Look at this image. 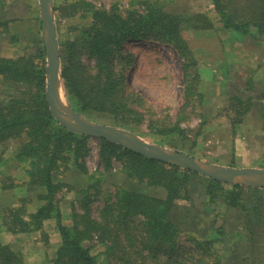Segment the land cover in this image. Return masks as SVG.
<instances>
[{"label":"trees","instance_id":"trees-1","mask_svg":"<svg viewBox=\"0 0 264 264\" xmlns=\"http://www.w3.org/2000/svg\"><path fill=\"white\" fill-rule=\"evenodd\" d=\"M210 1L224 29L254 38L264 36V0ZM139 3L143 5L142 12L132 8L122 15L97 10L85 0H79L76 5L90 15V23L81 27L80 34L60 43L62 89L71 107L80 114L106 117L122 128L140 126L145 120L141 109L146 105L127 86L126 72L133 63L132 59L130 62L122 57L119 60V50L124 44L141 41L175 51L182 61L183 108L197 93L200 74L198 62L182 32L213 28L207 13L180 14L165 10L157 1ZM10 23L0 17V34H7L6 43L15 48L19 39L17 33L10 31ZM83 58L90 64H85ZM245 69L243 84L247 92L253 88V69ZM0 77L8 89H14L0 103V144L24 135L15 155L17 162L26 167L27 179L23 186L27 191L43 189L36 195L37 204L33 198L24 196L15 206L3 209L0 234L39 232L47 246L49 239L44 223L54 220L60 237L54 264H233L214 248L220 238L192 232L193 227L185 234L181 228L189 225L180 219L175 221L178 207H186L187 214L195 198L201 196L213 209L217 210L218 206L239 209L245 217L244 230L252 237L255 232L264 233L263 198L258 196L261 202L251 208L247 202L251 201L248 192L258 195L261 188L206 178L146 158L105 139L98 140L102 169L89 172L85 158L90 137L67 130L49 111L44 48L40 40L29 41L17 57L0 55ZM226 97L232 132L251 110L264 109V88L260 103L253 96L244 97L232 91ZM150 127L160 134L182 130L178 123L171 124L169 120L161 126L158 121L153 122ZM114 162L121 164L118 173L126 184L114 183L113 191H105L104 177L118 174L114 173ZM69 170L80 172L87 186L78 189L65 181L64 176L60 178ZM13 187L10 178L2 181V190ZM148 188L161 189L164 196L153 195L146 191ZM64 191L76 194L66 219L60 208V195ZM95 201L102 202L96 216L92 212ZM212 213L208 216L218 220L216 211ZM211 235L222 236V228L215 229ZM96 247L100 249L93 253ZM236 247L230 250L231 254L237 252ZM0 264H25L22 253L3 243L1 238Z\"/></svg>","mask_w":264,"mask_h":264},{"label":"rangeland","instance_id":"rangeland-1","mask_svg":"<svg viewBox=\"0 0 264 264\" xmlns=\"http://www.w3.org/2000/svg\"><path fill=\"white\" fill-rule=\"evenodd\" d=\"M78 1L53 0L59 46L63 40L80 34L81 27L83 25L86 27L90 23V15L80 11V6L76 5ZM85 1L92 4L97 10L116 11L122 15L132 8L138 12L143 10V5L139 3L143 0ZM148 1H157L170 12L187 15L207 13L212 19L213 28L211 29L184 30L182 32L198 62L200 82L197 93L192 96L190 103L182 108L184 103L182 61L175 51L164 45L160 50H154L149 48L153 45L156 47L153 43L145 45L146 42L141 41H129L131 44L126 42L119 50V56L129 62L132 59L133 67L126 72L127 74L133 69L132 79L128 80L127 86L129 90L137 92L146 102L144 108L141 109L145 120L140 126L116 127L125 129L150 144L178 151L210 163L236 168L264 169V109L257 107L251 110L244 116L242 122L234 127L232 132L230 119L227 115L229 114L228 109L225 107L229 91L244 97L253 96L255 102H261L259 97L264 88V36L254 38L252 35H240L232 30L224 29L210 0ZM0 17L11 21L12 32L15 31L14 25H19L18 30L23 36L25 35L24 40H40L42 43L41 23L40 25L36 23V27H33L34 21L40 19L38 0H0ZM8 39L7 34H0V55L14 57L18 52L6 43ZM44 59L46 67L45 51ZM119 60L118 64L121 62ZM83 61L85 64H90L86 58H83ZM247 67L253 69V88L251 91L247 89L246 92L243 83ZM8 88V85H5L2 80L0 103L6 94L11 95L14 92V89ZM67 103L69 104L68 101ZM78 114L94 123L115 126L106 117ZM167 120L171 124L178 123L182 130L171 134H160L150 127L153 122L158 121V125L161 126ZM98 140L91 137L89 140V151L85 158L89 172L102 169ZM120 167L119 162H114V173H118ZM62 177L68 183L73 182L70 184L76 183L74 185L78 189L81 186H87L80 172L74 173L69 170L65 175L61 174L60 178ZM114 183L121 186L126 184H124L122 175L118 173L114 176L104 177L102 187L105 191H113ZM260 190L258 195L248 192V197L251 200L247 201L249 208L259 204L258 196L263 198L264 206V189ZM146 191L153 195L164 196L161 189L151 190L148 188ZM196 194L195 196H197ZM60 196L62 197L61 205L67 204L68 213H70L71 204L74 202L76 194L73 191H64ZM101 205V201L93 203L94 216L97 215ZM191 206H193L190 209L191 213L185 214L186 207H178L180 209L174 214L176 222H178L177 219H180L185 225H189L188 228L186 226L181 228L183 233L186 234V230L193 227L191 228L192 232L200 235L209 234L212 239L220 238V241L214 244V248L221 253L223 258L233 264H264V233L255 232L252 237L250 233L246 232L244 230L246 228L245 217L239 209H224L221 206H218L217 210L213 209L214 206L207 205L202 196L195 198ZM212 211H216L215 215L218 216V220L214 221L208 216L213 214ZM186 216L187 219L184 218ZM217 228L223 230V235L220 237L211 235ZM235 247L237 252L231 254L230 250ZM99 249L96 247L93 253H97Z\"/></svg>","mask_w":264,"mask_h":264},{"label":"water","instance_id":"water-1","mask_svg":"<svg viewBox=\"0 0 264 264\" xmlns=\"http://www.w3.org/2000/svg\"><path fill=\"white\" fill-rule=\"evenodd\" d=\"M38 4L41 39L46 57V101L51 115L60 125L73 133L105 139L146 158L190 170L206 178L264 189V169L262 168H236L210 163L178 151L150 144L125 129L91 122L75 112L67 103L62 89L60 46L57 40L53 0H38Z\"/></svg>","mask_w":264,"mask_h":264},{"label":"crops","instance_id":"crops-1","mask_svg":"<svg viewBox=\"0 0 264 264\" xmlns=\"http://www.w3.org/2000/svg\"><path fill=\"white\" fill-rule=\"evenodd\" d=\"M34 22L35 25L33 27L35 28L36 23L37 25H40L41 20H35ZM18 27L19 25H14L15 31L13 33L16 32L18 34L19 44H17L15 48H11H13L14 51L20 53L15 54L14 57L22 54L23 48L29 45V41L24 40L25 35L23 36V34L18 30ZM9 28L12 32L13 27L11 26V24ZM1 83L2 78L0 77V86ZM23 141L24 135L20 138L9 139L5 143L0 144V212H2L6 207L15 206L20 198L24 196L33 198L34 204H37L36 195L39 192H43L42 188H39L35 191H27L23 186L24 182L27 179L26 167L17 162L15 158L18 148ZM6 178H10L13 181L14 187L12 189L2 190L1 184L2 181ZM60 208L63 219H66V217L68 216L67 204H65V206L61 205ZM44 231L48 235L49 239V243L47 246H45L43 242L40 241L41 236L39 232L20 233L17 235H11L5 232H1L0 238L3 243L8 244L13 250L22 253L25 264H54L53 260L55 251L60 245V237L56 229L55 221L47 220L44 223Z\"/></svg>","mask_w":264,"mask_h":264},{"label":"bare ground","instance_id":"bare-ground-1","mask_svg":"<svg viewBox=\"0 0 264 264\" xmlns=\"http://www.w3.org/2000/svg\"><path fill=\"white\" fill-rule=\"evenodd\" d=\"M130 42H133V41H130ZM130 42H128V43H130ZM137 43V42H136ZM140 43V42H139ZM131 44V43H130ZM138 44V43H137ZM150 45V44H148V43H145V45ZM144 45V44H143ZM156 47H154V45H153V47L151 46H149V48H152V49H154V50H160L161 49V46H158L157 44L155 45ZM141 47V46H140ZM132 73H133V69L129 72V73H127L126 74V80L128 81V80H130V78H131V76H132ZM132 79V78H131Z\"/></svg>","mask_w":264,"mask_h":264}]
</instances>
